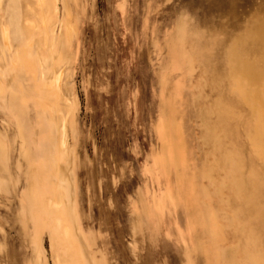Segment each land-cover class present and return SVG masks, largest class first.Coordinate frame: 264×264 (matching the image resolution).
Returning <instances> with one entry per match:
<instances>
[{"label": "rangeland", "instance_id": "374dc122", "mask_svg": "<svg viewBox=\"0 0 264 264\" xmlns=\"http://www.w3.org/2000/svg\"><path fill=\"white\" fill-rule=\"evenodd\" d=\"M17 13L0 264H264V0Z\"/></svg>", "mask_w": 264, "mask_h": 264}, {"label": "bare ground", "instance_id": "6f19581e", "mask_svg": "<svg viewBox=\"0 0 264 264\" xmlns=\"http://www.w3.org/2000/svg\"><path fill=\"white\" fill-rule=\"evenodd\" d=\"M42 1V0H38ZM21 3V2H20ZM4 4L3 10L6 17H9L7 19L8 24L4 25L0 23V37L2 38V41L4 45L8 48H12L11 40L12 38L16 39L17 36V29H14V24L16 22L17 18V11L19 9V0H0V6ZM21 7V6H20ZM21 11V9H20ZM21 14V13H20ZM2 15V14H0ZM19 24V23H18ZM21 34V33H20ZM18 42V41H17ZM30 44V43H29ZM10 57V56H9ZM5 73V71H4ZM3 74V73H2ZM2 77V76H1ZM10 92V91H9ZM7 94V93H6ZM1 96V95H0ZM3 102V101H2ZM7 103V102H6ZM3 121V120H2ZM4 122V121H3ZM7 125V124H6ZM8 126V125H7ZM4 127V126H3ZM9 128V127H8ZM10 129V128H9ZM6 132V131H5ZM21 135V134H20ZM22 136V135H21ZM65 135H62L61 143L62 145H65ZM23 139V138H22ZM21 140V139H20ZM4 141V140H3ZM22 146V145H21ZM26 149V148H25ZM32 162V161H31Z\"/></svg>", "mask_w": 264, "mask_h": 264}]
</instances>
